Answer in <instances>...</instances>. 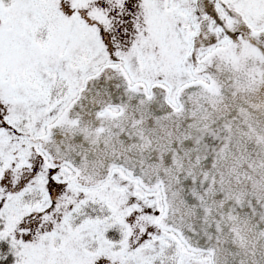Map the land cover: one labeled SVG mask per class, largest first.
Returning a JSON list of instances; mask_svg holds the SVG:
<instances>
[{
	"label": "snow or ice",
	"instance_id": "snow-or-ice-1",
	"mask_svg": "<svg viewBox=\"0 0 264 264\" xmlns=\"http://www.w3.org/2000/svg\"><path fill=\"white\" fill-rule=\"evenodd\" d=\"M0 264H264V0H0Z\"/></svg>",
	"mask_w": 264,
	"mask_h": 264
}]
</instances>
